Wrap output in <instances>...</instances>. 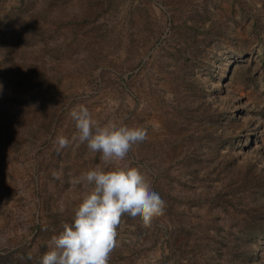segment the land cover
I'll use <instances>...</instances> for the list:
<instances>
[{
    "label": "rangeland",
    "instance_id": "1",
    "mask_svg": "<svg viewBox=\"0 0 264 264\" xmlns=\"http://www.w3.org/2000/svg\"><path fill=\"white\" fill-rule=\"evenodd\" d=\"M0 84V134L22 138L0 149V264H40L97 165L164 201L125 221L111 264H264V0H0ZM81 104L147 144L108 165L59 148Z\"/></svg>",
    "mask_w": 264,
    "mask_h": 264
},
{
    "label": "clouds",
    "instance_id": "2",
    "mask_svg": "<svg viewBox=\"0 0 264 264\" xmlns=\"http://www.w3.org/2000/svg\"><path fill=\"white\" fill-rule=\"evenodd\" d=\"M69 116L75 132L70 139L58 136L59 148L72 142L86 144L91 153L100 154L105 165L125 161L148 142L147 135L122 121L108 119L101 124L83 104L72 108ZM70 183L81 187L80 202L72 219L48 241L40 264H111L126 220L147 225L163 213V199L140 173L97 165L73 176Z\"/></svg>",
    "mask_w": 264,
    "mask_h": 264
},
{
    "label": "trees",
    "instance_id": "3",
    "mask_svg": "<svg viewBox=\"0 0 264 264\" xmlns=\"http://www.w3.org/2000/svg\"><path fill=\"white\" fill-rule=\"evenodd\" d=\"M3 42H6V41H3ZM13 45H10V47H9V49H7V50H10V51H13L14 50V48H17V47H15V46H17L18 45V43L16 42V44L17 45H15L14 43H12ZM22 67V66H21ZM35 75H36V80L37 81H40V82H42V81H45L44 80V78L45 77H40L39 75H43V73H40V72H35L34 73ZM32 76V75H31ZM32 77H28V75H26L25 74V71H24V69H23V67L21 68V70L17 73V75H15V77H14V81H16V82H22V81H24V80H26V79H31ZM47 83V82H46ZM15 92H18V91H15ZM25 95L23 96V98L24 97H26V91H25V93H24ZM10 98L13 100V99H15L14 101H19V100H21V96H19L18 94H16V93H12V95L10 96ZM11 100V101H12ZM1 114L3 115V116H5L4 118H5V120H4V122H5V125H6V123H8V122H10L11 123V120L13 119V115L12 114H10L9 113V111H6V109H2L1 110ZM0 127H1V125H0ZM9 139V138H8ZM13 139V143H11V144H9L8 142H7V139H4V137H3V134H0V149L2 148V146H3V144H9V145H11V146H15L14 148H18L19 147V145H21V141H22V138H21V136H19L18 138L17 137H14V138H12Z\"/></svg>",
    "mask_w": 264,
    "mask_h": 264
}]
</instances>
